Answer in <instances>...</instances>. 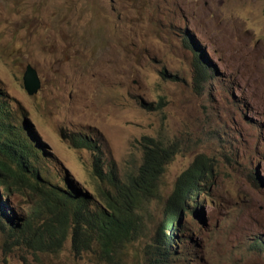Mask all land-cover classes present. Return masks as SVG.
Wrapping results in <instances>:
<instances>
[{"label":"rangeland","instance_id":"rangeland-1","mask_svg":"<svg viewBox=\"0 0 264 264\" xmlns=\"http://www.w3.org/2000/svg\"><path fill=\"white\" fill-rule=\"evenodd\" d=\"M187 33L212 77L197 76ZM28 67L40 83L34 95ZM0 81L92 196V155L62 130L97 129L121 178L141 164L144 138L176 150L144 230L113 260L97 246L75 257L70 240L57 253L33 252L0 226V264H264V0H0ZM199 157L210 172L201 217L188 200L177 253L162 261L155 239L166 202ZM12 199L19 211L32 205Z\"/></svg>","mask_w":264,"mask_h":264},{"label":"trees","instance_id":"trees-1","mask_svg":"<svg viewBox=\"0 0 264 264\" xmlns=\"http://www.w3.org/2000/svg\"><path fill=\"white\" fill-rule=\"evenodd\" d=\"M184 44L194 51L197 76L205 80L215 68L201 46L189 35ZM0 81V226L18 246L33 252L57 253L71 241L75 257L97 246L113 260L116 249L135 240L145 228L148 203L159 198L160 184L176 150L153 138L143 139V158L134 172L121 178L116 162L108 158L101 133L87 127L61 131L71 148L86 150L93 158L92 177L99 195L88 194L39 136L27 112ZM48 155V156H47ZM209 169L203 157L185 170L165 205V218L157 229L160 260L175 257L180 217L190 200L191 214L201 217V194H207ZM15 194L31 198L19 211ZM176 214V215H175ZM188 244H196L191 237ZM182 242L180 241V244ZM264 250V242L259 245Z\"/></svg>","mask_w":264,"mask_h":264},{"label":"water","instance_id":"water-1","mask_svg":"<svg viewBox=\"0 0 264 264\" xmlns=\"http://www.w3.org/2000/svg\"><path fill=\"white\" fill-rule=\"evenodd\" d=\"M24 85L29 95H34L40 88V83L33 68L28 67L24 75Z\"/></svg>","mask_w":264,"mask_h":264},{"label":"bare ground","instance_id":"bare-ground-1","mask_svg":"<svg viewBox=\"0 0 264 264\" xmlns=\"http://www.w3.org/2000/svg\"><path fill=\"white\" fill-rule=\"evenodd\" d=\"M195 40V39H194ZM197 42V41H196ZM48 156V155H47ZM176 215V214H175ZM255 247V246H254Z\"/></svg>","mask_w":264,"mask_h":264}]
</instances>
